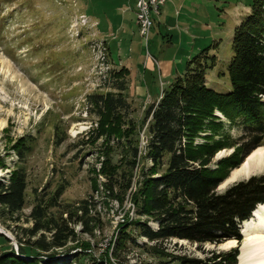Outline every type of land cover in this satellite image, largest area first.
<instances>
[{"label":"rangeland","instance_id":"1","mask_svg":"<svg viewBox=\"0 0 264 264\" xmlns=\"http://www.w3.org/2000/svg\"><path fill=\"white\" fill-rule=\"evenodd\" d=\"M252 1L188 0V45L182 41L181 46L176 40L177 32L165 31L162 21H157L160 7L159 16L150 15L152 27L145 46L135 25L134 6L122 4V0H0V163L4 165V169L0 167V183L8 178L17 161L14 154L17 141L27 135L34 137L31 151L22 164L27 183L25 204L19 221L0 224V229L9 236V239L3 235L4 238H0V252L12 249L17 254L14 232L31 227L26 219L37 199L47 202L58 187H63L60 205L88 201L94 230L84 234L81 227L76 226L75 242H69L57 256L44 260L67 264L74 261L72 253H80L75 264H179L172 257L159 258L145 246L141 247L153 244L139 237L134 227L128 232L135 237L139 248L128 243L118 246L119 234L134 218L130 192H135L142 169L151 167L150 163L140 157L137 159L131 188L121 203L101 186L105 183L101 169L109 158L113 166L121 163L118 178L122 175L127 178V174H123L128 167L124 165L127 147L137 143L143 157L146 144V125L141 124L143 112L167 86L160 83L167 80L166 74L170 71L171 76L177 74L175 56L188 52L190 59L211 47L210 54L216 58L211 62L213 66L206 70V85L218 93L229 91L226 66L232 54L233 30L250 13ZM118 21L121 28L130 33L131 43L125 41L122 53L114 52L112 56L104 33H109L110 22ZM185 65L186 60L183 69L178 66L182 74ZM122 67L130 70L123 78V95L130 112L117 120L115 132H104L87 98L93 94H115L116 91L111 90L114 79L109 72H118ZM261 99L264 101V95ZM215 114L223 125V133L232 139L241 135L238 124H231L221 114ZM59 138L63 141L56 145ZM218 139L220 136L214 138ZM257 149L264 150V145L254 150ZM235 151L233 147L217 152L210 168H215L217 161L232 156ZM163 169L157 168L156 172L161 173ZM262 174L264 162L246 177L230 183L224 180L225 184L217 191L221 193L233 183ZM119 184L115 185L114 192ZM49 212L57 215L58 210ZM260 219H264V210L252 221L257 223ZM148 225L156 228L152 222ZM246 228L244 224L240 229L242 239L234 240L233 246H227L226 241L218 246L204 245L199 250L187 241L172 239L162 243L160 249L169 255L191 258H202L203 252L235 247L240 253L247 242ZM69 248L71 251L67 253Z\"/></svg>","mask_w":264,"mask_h":264},{"label":"trees","instance_id":"2","mask_svg":"<svg viewBox=\"0 0 264 264\" xmlns=\"http://www.w3.org/2000/svg\"><path fill=\"white\" fill-rule=\"evenodd\" d=\"M210 50L207 47L191 57L185 72L161 89L159 98L145 108L141 121L146 125L143 157L137 143L127 147L124 165L128 167L123 171L127 178L125 175L118 178L121 163L113 166L108 158L103 164L101 174L105 183L101 186L120 203L131 188L137 159L140 157L151 165L142 169L138 187L130 192L134 218L119 234L118 246L128 243L139 248L135 237L128 232L134 227L139 237L153 244L141 247L145 246L159 258L172 257L179 264H237L236 247L203 252L202 258L169 255L160 249L162 243L172 239L187 241L199 250L204 245L218 246L229 240L240 242V225L250 219L258 205L264 204V174L233 183L221 193L217 191L232 170L254 149L264 145V101L261 99L264 95V0H253L250 13L233 30L232 54L226 66L229 81L226 93H218L206 85V70L216 58ZM109 73L115 84L111 90L116 93L90 95L87 104L95 110L99 128L110 133L117 130V120L127 117L130 105L123 95V78L128 70L122 67L118 72ZM216 112L241 127L238 138L232 139L222 132L223 125ZM106 124L108 127L104 128ZM216 136L220 139L214 140ZM62 141L59 138L55 144ZM33 142L34 137L27 135L14 147L17 161L8 178L0 183V224L19 221L27 187L22 164ZM233 147L236 151L232 156L210 168L217 152ZM0 167L4 169L3 163ZM161 167L163 171L156 172ZM63 192L64 188L58 187L47 202L37 199L26 219L31 227L14 232L17 254L12 249L0 252V264H54L44 258L57 256L69 242H75L76 226L84 234L93 232L88 201L62 206ZM50 209H57V215L50 213ZM149 222L156 228H151ZM0 238L4 237L0 235ZM70 251L69 248L67 253ZM71 255L74 261L67 264H75L80 253Z\"/></svg>","mask_w":264,"mask_h":264},{"label":"crops","instance_id":"3","mask_svg":"<svg viewBox=\"0 0 264 264\" xmlns=\"http://www.w3.org/2000/svg\"><path fill=\"white\" fill-rule=\"evenodd\" d=\"M135 3L136 0H122V4H126V5L133 4L134 9H135ZM247 11L248 9L245 10V13ZM157 21H162V28H164L165 31L169 33H171L172 31L177 32L178 37L176 38V40L178 46L182 45V41H185V45H188V0H165L164 4L161 6L160 17L159 18L157 17ZM93 23L97 24L95 21H93ZM113 26L114 29L112 28ZM108 28L109 29L107 31L109 33L108 34L104 33L105 42L108 45L107 49L110 50L112 56H113L112 53L114 52H117V55H119L122 53L125 41L131 43V37H130L131 35L130 33L125 31L124 27L121 28L120 21L112 22V23L110 22L108 24ZM165 36H167V34H165ZM108 37L110 40H108ZM129 50L130 48H128V51ZM118 59H120V57ZM184 60H186V64H187V61L189 60L188 52H183L179 54V56H175L174 62L175 65L177 66V72H176L177 74L171 76L173 73L170 71V73L166 74L165 76L167 77V80L166 81L163 80L160 83L163 85H168L176 76L182 75L178 66H180V69H183ZM147 65H149V62L147 63ZM125 68L128 70V72H130V70L127 67ZM137 70L140 71L139 69ZM170 76L171 78H169Z\"/></svg>","mask_w":264,"mask_h":264},{"label":"bare ground","instance_id":"4","mask_svg":"<svg viewBox=\"0 0 264 264\" xmlns=\"http://www.w3.org/2000/svg\"><path fill=\"white\" fill-rule=\"evenodd\" d=\"M263 162L264 150L257 149L252 151L237 169L231 171L225 183L233 182L254 173L260 168ZM261 210H264V204L258 205L252 212L250 219L244 222L247 226V230L245 229L244 231L247 242H245L240 249V253L237 257V264H264V219H260L257 223L252 221V218L257 216L258 212ZM243 226L241 229H243ZM248 227H251V231L249 230L250 232L247 233ZM234 243V240L228 241L227 246H233Z\"/></svg>","mask_w":264,"mask_h":264},{"label":"built area","instance_id":"5","mask_svg":"<svg viewBox=\"0 0 264 264\" xmlns=\"http://www.w3.org/2000/svg\"><path fill=\"white\" fill-rule=\"evenodd\" d=\"M165 0H136L135 20L139 37L144 41L145 46L152 27L151 14L158 16L159 8Z\"/></svg>","mask_w":264,"mask_h":264},{"label":"water","instance_id":"6","mask_svg":"<svg viewBox=\"0 0 264 264\" xmlns=\"http://www.w3.org/2000/svg\"><path fill=\"white\" fill-rule=\"evenodd\" d=\"M0 235H3L4 237H6V238L9 239V236H8L4 231H2L1 229H0ZM236 242H237V241H236ZM14 248H16V246H15ZM16 249H17V248H16Z\"/></svg>","mask_w":264,"mask_h":264}]
</instances>
